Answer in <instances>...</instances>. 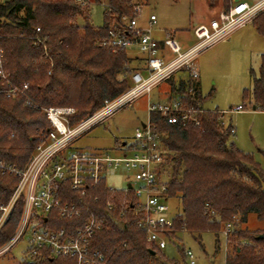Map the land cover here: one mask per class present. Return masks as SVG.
<instances>
[{"label":"trees","instance_id":"obj_1","mask_svg":"<svg viewBox=\"0 0 264 264\" xmlns=\"http://www.w3.org/2000/svg\"><path fill=\"white\" fill-rule=\"evenodd\" d=\"M141 1L104 0L100 26L90 22V4L75 0L0 1L4 68L12 83L28 84L25 95L0 94V160L17 168L27 165L39 134L50 128L43 108H73L69 116L73 125L129 87L125 74L134 59L124 51L113 52L100 40L106 36L109 23H117L120 15H132L133 5ZM218 2L223 10L234 3L207 0L209 7ZM252 23L264 36V11ZM165 89L173 96L189 97L182 78L171 79ZM245 95L252 99L255 109L264 110V53L258 75ZM149 119L161 135L166 153L161 170L167 194L180 203V211L172 215L168 237L172 239L180 231L217 233L229 224L224 264H264V226L243 227L250 213L264 220V166L230 140L232 124L210 112L199 115L197 124H171L160 113H151ZM16 183V177L0 173V204L9 199ZM94 193L98 201L93 209L105 218V226L94 234L92 247L107 256L110 264H179L146 240L145 230L137 225L140 216L134 213L130 194L107 191L104 183ZM107 202L112 204L111 210ZM22 206L23 199L19 198L0 229V245L13 234ZM50 216L58 228L82 222L56 220L54 213ZM182 255L186 260L184 249ZM20 264H75V260L44 256Z\"/></svg>","mask_w":264,"mask_h":264},{"label":"built area","instance_id":"obj_2","mask_svg":"<svg viewBox=\"0 0 264 264\" xmlns=\"http://www.w3.org/2000/svg\"><path fill=\"white\" fill-rule=\"evenodd\" d=\"M75 2L86 5L93 0ZM139 9L140 5L134 4L132 15H120L117 23H109L106 36L100 40L113 52L124 51L134 59L125 74L129 87L117 97L105 100L99 109L73 125L69 124L73 108H43L50 128L39 134L27 165L17 168L0 160V173L17 178L9 199L0 204V229L10 217L17 200L23 199L20 219L13 234L0 245V257L9 253L26 236L25 263L36 257L50 256L74 259L75 264H110L107 256L92 247L94 234L105 226V218L93 209L98 201L94 190L101 183L107 191H122L132 196V208L140 216L137 225L145 230L146 240L160 249L164 248L166 238H169L167 232L173 226L172 216L167 215L171 198L161 170L166 153L161 135L149 117L146 123L135 129L129 142H122L117 147L122 152L121 156H111L106 151L70 150L72 143L117 109L148 95L163 83L168 84L171 79L182 78L189 97L173 96L165 89L155 101L147 100L149 115L160 113L171 124H197L198 116L203 113H217L223 119L228 112L244 110L242 104L230 111L208 109L203 105L196 59L202 51L229 36L236 28L251 23L264 11V0L234 1L208 24L195 25L192 28L193 40L185 46L176 38L174 31L165 30L162 38H155L156 16L150 14L145 24L140 25ZM36 31H39L38 27ZM35 42L40 40L35 39ZM0 81L3 85L0 94L5 97L25 95L28 88L27 83L11 82L9 72L4 68L1 48ZM231 132L234 133V129ZM120 164L127 172L133 173L132 180L123 189L106 181L109 172ZM112 207L107 202V209ZM52 213L56 220L81 219L82 222L58 228L50 216ZM229 227L227 224L223 231L225 237ZM184 255L188 264H195L191 249H184Z\"/></svg>","mask_w":264,"mask_h":264},{"label":"rangeland","instance_id":"obj_3","mask_svg":"<svg viewBox=\"0 0 264 264\" xmlns=\"http://www.w3.org/2000/svg\"><path fill=\"white\" fill-rule=\"evenodd\" d=\"M3 1V0H0ZM138 19L145 24L148 16L154 14L156 28L174 31L176 38L185 46L193 40L192 28L199 24H208L223 10L218 2L209 7L207 0H142ZM105 2H92L89 5V19L95 26L103 24ZM83 24L82 19L78 20ZM156 36L161 33L156 32ZM264 36H260L255 26L248 23L233 30L229 36L217 41L202 51L197 59L200 75L201 100L205 107L219 111H230L238 104L244 105L242 111L224 114V121L231 123L234 133L230 140L253 159L264 166V110L252 109L253 101L245 95V90L252 87L253 77L258 75L260 54L264 52ZM166 83L153 89L148 95L136 98L130 104L117 109L102 123H99L77 138L70 150L101 153L106 151L111 156H121L117 150L119 143L129 142L136 128L146 123L149 112L147 100L155 101L161 97ZM130 171L123 164L112 169L106 181L115 188L123 189L132 180ZM168 216L180 211L177 198L168 200ZM264 226L255 214L250 213L243 227L256 229ZM203 231L189 233L180 231L174 238H166V246L160 251L169 259L179 264H188L182 255V249L189 248L195 256V264H224L226 238L223 233ZM26 236L12 250L0 257V264H20L26 252Z\"/></svg>","mask_w":264,"mask_h":264},{"label":"crops","instance_id":"obj_4","mask_svg":"<svg viewBox=\"0 0 264 264\" xmlns=\"http://www.w3.org/2000/svg\"><path fill=\"white\" fill-rule=\"evenodd\" d=\"M250 2H254V1H257V0H249ZM233 2H234V0H233ZM221 11H223V10H221ZM140 23V22H139ZM252 23V22H251ZM253 24V23H252ZM140 25H144V24H141L140 23ZM166 29H162V28H156L155 27V30H154V36H155V38H157V39H160V38H162L163 37V34H164V31H165ZM156 32H158V33H161V36H156ZM261 36V35H260ZM264 38V37H263ZM264 53V52H263ZM262 54V53H261ZM260 54V55H261ZM197 65V64H196ZM199 72V71H198ZM199 87H200V90H201V83H200V75H199ZM236 107V106H235ZM207 108V107H206ZM209 109V108H208ZM223 119H224V116H223Z\"/></svg>","mask_w":264,"mask_h":264},{"label":"water","instance_id":"obj_5","mask_svg":"<svg viewBox=\"0 0 264 264\" xmlns=\"http://www.w3.org/2000/svg\"><path fill=\"white\" fill-rule=\"evenodd\" d=\"M235 2L238 0H234ZM252 109H255V106H252ZM151 253H154V251H151Z\"/></svg>","mask_w":264,"mask_h":264}]
</instances>
